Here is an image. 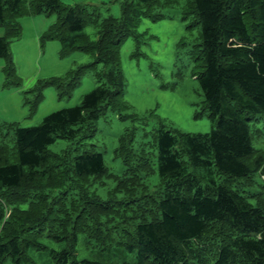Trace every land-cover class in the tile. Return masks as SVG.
<instances>
[{"label":"trees","instance_id":"1","mask_svg":"<svg viewBox=\"0 0 264 264\" xmlns=\"http://www.w3.org/2000/svg\"><path fill=\"white\" fill-rule=\"evenodd\" d=\"M121 1L119 17L101 19L91 3L0 0V25L6 30L0 36L5 87L22 85L10 47L12 39L22 36L23 16L57 14L41 42L59 40L63 57L74 51L94 55L90 65L70 72L67 90L78 85L87 67L104 64L96 72L97 86L80 104L53 111L35 126L0 122V264H41L35 253L43 264H109L78 259L81 233L101 250L116 242L135 252L136 264H264V184L251 189L255 174L264 177V154L252 158L251 140V121L264 116V0H187L185 17L192 16L201 26V42L191 54L214 125L206 133L157 130L164 190L158 197L144 194L135 200L147 210L134 227L112 225L116 215L127 224L123 211L135 202L134 193L103 200L91 189L93 180L107 173L102 152L49 150L57 139L74 140L95 131L109 107L121 106L126 80L120 48L161 0ZM92 24L99 27L96 39L85 31ZM44 81L38 84L34 108L45 86L63 83L60 77ZM11 132L12 148L4 139ZM133 136L128 131L119 138L116 152L126 164ZM139 165L135 175L139 167L145 168L144 162ZM122 189L127 190V177L118 179L115 190ZM115 228L119 239L114 241ZM45 236L64 242L63 248L50 247L42 240Z\"/></svg>","mask_w":264,"mask_h":264},{"label":"rangeland","instance_id":"2","mask_svg":"<svg viewBox=\"0 0 264 264\" xmlns=\"http://www.w3.org/2000/svg\"><path fill=\"white\" fill-rule=\"evenodd\" d=\"M62 1L71 4L91 3L99 9L101 19L109 15H121V0ZM186 4L187 0H161V3H156L150 16L141 18L135 35L122 44L120 59L126 87L121 106L117 109L109 107L106 114L97 120L95 131H88L74 140L60 138L49 146L51 152L59 154L102 152L107 173L93 180L91 189L103 200L112 196L124 198L134 193L133 200L137 201L144 194L156 197L163 194L164 185L158 171V150L155 145L157 130L163 127L178 133H206L214 125L205 108L204 93L196 75L199 67L191 54L194 45L201 42V26L194 24L192 16L185 17ZM19 20L23 28L22 36L20 39H12L10 48L22 85L9 88L4 86L6 62L0 58V122L35 126L53 111L80 104L84 95L97 86L96 72L104 64L95 68L87 67L78 85L71 91L67 90L70 72L90 65L95 60L94 55L74 51L63 57L59 52V40L41 42L40 36L57 20L55 13L23 16ZM98 30L99 27L94 24L85 28L92 39L98 37ZM5 33V26L0 25V36ZM37 33L40 34L37 36ZM53 77H60L62 86H45L43 98L34 108L39 82L45 80V83ZM128 131L133 132L134 140L127 145L126 164L124 156L117 155L116 150L120 145V136ZM0 135L3 136L1 131ZM4 139L10 148L14 147L13 132L4 136ZM251 140L255 148L252 158L264 154V116L258 122L251 121ZM143 162L145 168L139 167L135 175L134 169ZM124 177H127V190L116 192L118 179ZM254 177L256 185H252L251 189L264 184V177L260 173ZM136 201L130 202L125 206L127 211H123L127 224L116 215L113 226L123 228L127 225L131 228L143 220L147 209ZM146 219L150 220L152 216L147 215ZM119 228L113 231L114 241L119 239ZM42 240L56 249L64 245V242L46 236ZM88 240L85 233L79 235L78 259L90 258L109 264H136V253L121 249L116 242L110 250H101V246L94 240ZM34 258L43 264L37 253Z\"/></svg>","mask_w":264,"mask_h":264},{"label":"crops","instance_id":"3","mask_svg":"<svg viewBox=\"0 0 264 264\" xmlns=\"http://www.w3.org/2000/svg\"><path fill=\"white\" fill-rule=\"evenodd\" d=\"M40 33H37V36L39 35Z\"/></svg>","mask_w":264,"mask_h":264}]
</instances>
